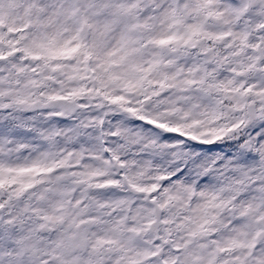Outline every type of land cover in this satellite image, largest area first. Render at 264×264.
<instances>
[{
  "label": "snow or ice",
  "instance_id": "6c2138e0",
  "mask_svg": "<svg viewBox=\"0 0 264 264\" xmlns=\"http://www.w3.org/2000/svg\"><path fill=\"white\" fill-rule=\"evenodd\" d=\"M0 264H264V0H0Z\"/></svg>",
  "mask_w": 264,
  "mask_h": 264
}]
</instances>
